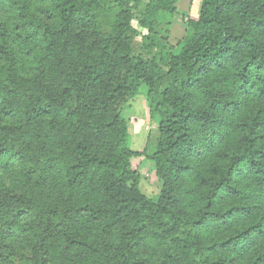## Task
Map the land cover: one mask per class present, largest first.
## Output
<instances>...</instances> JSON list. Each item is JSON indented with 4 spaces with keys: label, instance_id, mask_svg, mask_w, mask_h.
Instances as JSON below:
<instances>
[{
    "label": "trees",
    "instance_id": "16d2710c",
    "mask_svg": "<svg viewBox=\"0 0 264 264\" xmlns=\"http://www.w3.org/2000/svg\"><path fill=\"white\" fill-rule=\"evenodd\" d=\"M143 1L0 0V264H264V0Z\"/></svg>",
    "mask_w": 264,
    "mask_h": 264
},
{
    "label": "rangeland",
    "instance_id": "374dc122",
    "mask_svg": "<svg viewBox=\"0 0 264 264\" xmlns=\"http://www.w3.org/2000/svg\"><path fill=\"white\" fill-rule=\"evenodd\" d=\"M147 0L143 1V4ZM201 0H177L176 7L183 15L197 16ZM137 14L132 21L134 28L145 33L137 24ZM170 24L167 26L166 35L168 45L164 49L163 56L168 52L176 51L178 42L185 34V23L181 15L168 18ZM140 42V37H137ZM146 87L142 85L138 94L127 101L121 110V115L128 125V145L132 150L151 154L156 149L158 139L159 115L148 107L146 102ZM132 165L139 174V187L143 193L152 199H156L161 190V181L156 176L153 163L145 156L132 158Z\"/></svg>",
    "mask_w": 264,
    "mask_h": 264
}]
</instances>
